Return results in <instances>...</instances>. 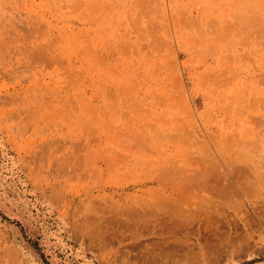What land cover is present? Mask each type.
Listing matches in <instances>:
<instances>
[{
  "label": "rangeland",
  "instance_id": "obj_1",
  "mask_svg": "<svg viewBox=\"0 0 264 264\" xmlns=\"http://www.w3.org/2000/svg\"><path fill=\"white\" fill-rule=\"evenodd\" d=\"M0 253L264 264V0H0Z\"/></svg>",
  "mask_w": 264,
  "mask_h": 264
},
{
  "label": "bare ground",
  "instance_id": "obj_2",
  "mask_svg": "<svg viewBox=\"0 0 264 264\" xmlns=\"http://www.w3.org/2000/svg\"><path fill=\"white\" fill-rule=\"evenodd\" d=\"M209 51H210V50H209ZM216 72H217V71H216ZM217 74H218V76H220L219 73H217ZM220 74H222V73H220ZM218 76H217V77H218ZM215 77H216V76H215ZM216 82H217V81H216ZM214 84H215V83H214ZM216 85H217V84H216ZM147 126H148V124H147ZM152 126H153V125H152ZM149 127H151V126H149ZM151 129L153 130V128H151ZM143 132H144V130H143ZM152 132H153V131H152ZM142 136H143V135H142ZM146 138H147V137H146ZM212 141H213V140H212ZM214 141H215V140H214ZM146 144H147V143H146ZM149 146H150V145H149ZM149 146H148V147H149ZM0 254H1V253H0ZM0 257H1V255H0ZM4 257H5V256H4ZM0 259H1V258H0ZM1 261H2V259H1ZM1 261H0V262H1ZM2 262H3V261H2Z\"/></svg>",
  "mask_w": 264,
  "mask_h": 264
}]
</instances>
